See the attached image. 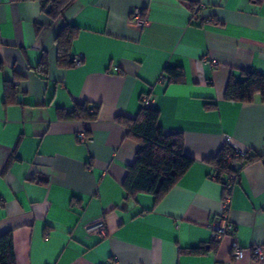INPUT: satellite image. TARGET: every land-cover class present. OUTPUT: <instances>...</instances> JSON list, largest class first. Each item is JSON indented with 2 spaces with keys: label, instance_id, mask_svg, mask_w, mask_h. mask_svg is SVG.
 <instances>
[{
  "label": "crops",
  "instance_id": "obj_1",
  "mask_svg": "<svg viewBox=\"0 0 264 264\" xmlns=\"http://www.w3.org/2000/svg\"><path fill=\"white\" fill-rule=\"evenodd\" d=\"M136 8L142 27L131 20ZM65 25L78 28L70 57L82 62L60 68L55 38ZM0 60V234L12 233L16 264H264L249 249L264 247V101L224 98L230 77L264 73V0H71L55 19L41 0H0ZM166 66L183 77L160 83ZM5 81L16 102H4ZM149 93L160 126L181 132L194 158L156 204L145 193L124 198L138 144L115 121L135 116ZM81 102L99 105L95 120L60 116ZM225 143L261 158L236 176L234 233L213 247L208 223L223 189L207 160ZM100 218L105 235L85 230ZM235 246L244 248L238 260ZM192 247L205 249L184 251Z\"/></svg>",
  "mask_w": 264,
  "mask_h": 264
},
{
  "label": "trees",
  "instance_id": "obj_2",
  "mask_svg": "<svg viewBox=\"0 0 264 264\" xmlns=\"http://www.w3.org/2000/svg\"><path fill=\"white\" fill-rule=\"evenodd\" d=\"M259 4L261 0H251ZM71 3V0H41L42 8L47 12L50 19L60 16ZM198 3L192 2L189 9ZM193 15V14H192ZM78 33V28L65 25L60 29L55 45L57 50V64L60 68L74 67L70 57V47ZM2 62L0 60V68ZM36 72L43 76L47 75L48 66L41 61L36 67ZM167 75V81H178L183 77L181 66L163 69ZM259 94L264 101V73L253 71L243 72L242 79L236 80L230 77L225 88L224 98L230 101L251 102ZM150 96V93L147 95ZM4 102H16L15 88L10 81L4 82ZM206 109L216 108L215 102H205ZM99 105L89 102L76 103L67 112H60L65 120L93 121L97 118ZM160 112L158 109L146 105L143 100L133 117L118 115L116 123L126 130L125 136L134 140L137 144L135 159L127 166L126 175L122 181L124 198H134L139 193L150 194L154 198V204L158 203L168 191L179 181L183 174L193 164L194 158L184 150V137L181 132H166L159 124ZM261 155L256 153H243L228 143H225L219 151L207 160L210 165V173L214 174V180L222 186L228 181L230 175L237 176L246 164L257 161ZM219 240L211 239V245L216 247ZM204 247H192L184 251L192 254H201ZM0 264H16L14 240L11 232L0 234Z\"/></svg>",
  "mask_w": 264,
  "mask_h": 264
},
{
  "label": "built area",
  "instance_id": "obj_3",
  "mask_svg": "<svg viewBox=\"0 0 264 264\" xmlns=\"http://www.w3.org/2000/svg\"><path fill=\"white\" fill-rule=\"evenodd\" d=\"M200 6L201 5H197L193 8L192 14L194 17H196V13L199 10ZM131 20L139 27H142L147 22V18L143 10L140 8H136L132 11ZM72 61L75 66H78L82 62V57L80 55H75L74 57H72ZM114 71L118 72V68L114 67ZM166 80L167 78L163 75L160 76L158 79L160 83H164L166 82ZM142 100L146 105H149L150 101L146 94L142 96ZM77 138L80 142L91 141L90 136H88L85 132H79L77 134ZM236 149L241 151L242 153L244 152L241 149L238 148ZM214 177H215L214 174L210 175L211 179H214ZM235 180H236V176L232 174L229 176L228 181L223 186L222 197L220 202L221 211L215 216H213L208 223V228L210 229L211 232L210 233L211 239L220 240L223 236L234 233V225L228 218V211L230 208L231 193ZM85 230L90 233L105 235L106 234L105 221L102 218L91 221L85 225ZM249 249L255 260H261L262 258H264V247H262L261 245H254L249 247ZM243 252H244L243 247L235 246L231 250V256L233 259L238 260L243 256Z\"/></svg>",
  "mask_w": 264,
  "mask_h": 264
}]
</instances>
